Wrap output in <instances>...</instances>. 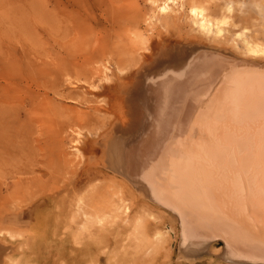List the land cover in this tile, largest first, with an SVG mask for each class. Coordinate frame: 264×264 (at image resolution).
I'll use <instances>...</instances> for the list:
<instances>
[{
  "label": "rangeland",
  "instance_id": "1",
  "mask_svg": "<svg viewBox=\"0 0 264 264\" xmlns=\"http://www.w3.org/2000/svg\"><path fill=\"white\" fill-rule=\"evenodd\" d=\"M164 1L0 0V67H24L30 61L45 68L30 76L33 81L11 75V81L2 84L13 90V107L35 92L36 103H41L29 115L31 136L39 144L27 146L21 137L9 136V146L0 148V245L20 264H220L218 251L208 248L195 257L185 255L175 220L142 198L134 186L124 185L102 162L97 145L90 151L96 160L81 152L73 157L72 139L78 137L72 129L81 131V143L99 137L113 119L110 105L120 94L118 84L132 85L142 73L193 46L248 56L239 43L234 46L230 34L213 38L200 32L192 23L191 6L221 16L227 13L222 7L231 1L234 25L227 28H247V38L264 43V0H169L168 9L161 11ZM76 114L92 116L93 123L78 122ZM119 122L123 124L121 117ZM120 128L116 134H122ZM58 138H63L61 144ZM46 152L50 156L44 159ZM45 193L55 199L41 210L49 222L31 224L33 206ZM122 200L128 213L109 217L104 224L85 222V216L107 212ZM56 215L67 221L57 224ZM213 245L217 250L221 242Z\"/></svg>",
  "mask_w": 264,
  "mask_h": 264
},
{
  "label": "bare ground",
  "instance_id": "2",
  "mask_svg": "<svg viewBox=\"0 0 264 264\" xmlns=\"http://www.w3.org/2000/svg\"><path fill=\"white\" fill-rule=\"evenodd\" d=\"M168 1L159 10L166 11ZM232 9L229 1L222 7L227 15L210 16L200 6H191L189 13L200 32L213 38L230 34L234 46L239 43L248 56L193 46L146 74L138 67L142 74L132 85L118 84L120 94L110 105L113 119L99 137L81 143V131L72 129L78 137L72 139L73 157L81 152L91 159L90 151L97 145L102 162L122 177L124 185L134 186L142 198L175 220L185 255L195 257L208 248L218 251L220 264H264V43L247 38V28H227ZM28 63L0 67V148L9 146V136L21 137L27 146L39 144L31 136L33 114L29 117L41 105L36 103L38 92L13 107V90L2 85L11 75L33 81L32 74L45 72L44 66ZM76 115L82 124L93 123L92 116ZM22 125L26 129L20 130ZM119 126L122 134H116ZM52 199L51 194L42 195V202L33 206L31 224L49 222L41 210H47ZM128 211L122 200L84 220L104 224ZM218 241L221 247L216 250L213 244ZM5 250L0 245V264H20Z\"/></svg>",
  "mask_w": 264,
  "mask_h": 264
}]
</instances>
